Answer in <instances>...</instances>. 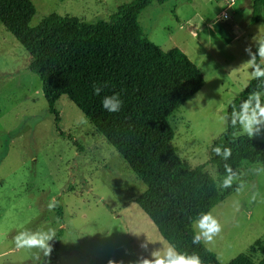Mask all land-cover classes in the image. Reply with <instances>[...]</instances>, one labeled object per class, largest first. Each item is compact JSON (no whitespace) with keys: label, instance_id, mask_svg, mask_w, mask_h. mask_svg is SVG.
I'll return each mask as SVG.
<instances>
[{"label":"rangeland","instance_id":"374dc122","mask_svg":"<svg viewBox=\"0 0 264 264\" xmlns=\"http://www.w3.org/2000/svg\"><path fill=\"white\" fill-rule=\"evenodd\" d=\"M32 1L37 12L31 25L37 26L52 13L109 20L134 0ZM223 11L229 18L221 19ZM139 22L151 41L166 51L179 47L205 76L202 90L171 115L170 123L176 152L192 167L206 164L223 197L210 211L223 230L206 246L222 264L248 254L258 241L264 249V172L253 171L264 167V160L245 162L239 193L238 181L227 189L219 186L225 176L209 162L214 143L228 128L222 117L253 79L245 48L256 52L264 21H253L252 0H235L233 6L223 0H155ZM30 61L0 21V264H33L36 250L16 249L14 237L24 229L49 227L56 234L64 229L59 264L150 259L169 243L136 203L146 185L67 95L57 102L56 121ZM253 139L264 142V134ZM53 200L63 207V222L48 208ZM263 257L264 250L253 254L257 262Z\"/></svg>","mask_w":264,"mask_h":264},{"label":"trees","instance_id":"16d2710c","mask_svg":"<svg viewBox=\"0 0 264 264\" xmlns=\"http://www.w3.org/2000/svg\"><path fill=\"white\" fill-rule=\"evenodd\" d=\"M154 1L134 0L109 20L87 22L52 13L32 26L37 12L32 0H0V21L30 54L29 70L41 80L56 121L60 120L57 102L67 95L146 185L136 203L163 238L177 251L197 254L202 264H222L203 241L192 243L195 221L223 199L217 182L206 164L190 166L171 144L175 130L170 117L202 90L205 76L182 49L166 51L148 38L139 16ZM252 18L264 21V0H252ZM257 62L264 67L259 58ZM94 84L102 88L99 95ZM258 84L261 80L252 79L231 102L227 115ZM114 94L122 106L109 112L102 101ZM217 146L231 148L232 156L223 160L213 151ZM211 153L209 162L220 176L226 175L225 163L239 175L245 162L264 160V142L239 134V127L228 123ZM56 204L63 222V207ZM63 234L62 228L56 234L51 264H59ZM258 250H264L260 241L228 264H264V257L259 262L253 258Z\"/></svg>","mask_w":264,"mask_h":264},{"label":"clouds","instance_id":"9594fccd","mask_svg":"<svg viewBox=\"0 0 264 264\" xmlns=\"http://www.w3.org/2000/svg\"><path fill=\"white\" fill-rule=\"evenodd\" d=\"M256 52H252L251 46L245 48V52L250 56V59L245 63L250 66V75L253 79L261 80V84L257 85V89L248 93L246 98L242 99L239 107H233L231 113L222 119L229 123L231 127H239L241 135H246L249 138L264 134V67L258 63L259 60H264V40L256 41ZM94 93L99 95L102 88L98 85H93ZM102 106L109 112H118L122 106V101L118 94L104 97ZM217 156L227 161L232 156V150L229 147L217 146L213 149ZM226 175L220 183V187L227 189L232 187L234 181H238L236 191L239 193L245 186V182L240 178L238 173L232 169L230 165H224ZM259 174L264 172V167H256L253 170ZM256 199L254 193L251 198ZM57 206L56 201L49 202V210H53ZM222 225L211 212L200 214L194 224V233L192 237L193 244L210 243L214 237L219 236L222 232ZM56 239V230L52 227L47 229H39L32 231L24 229L19 231L15 237L16 249L36 250L32 255L33 264H51L50 258L53 252V245L50 243ZM146 247V245H142ZM108 264H116L115 261L109 260ZM137 264H202L200 257L195 254L177 251L175 246L169 244L166 248L153 251L151 258L141 257Z\"/></svg>","mask_w":264,"mask_h":264},{"label":"built area","instance_id":"2783aa9c","mask_svg":"<svg viewBox=\"0 0 264 264\" xmlns=\"http://www.w3.org/2000/svg\"><path fill=\"white\" fill-rule=\"evenodd\" d=\"M228 6H233L235 4V0H223ZM228 13V12H227ZM225 11L223 12V18H229V13L227 14Z\"/></svg>","mask_w":264,"mask_h":264},{"label":"crops","instance_id":"0c3cea01","mask_svg":"<svg viewBox=\"0 0 264 264\" xmlns=\"http://www.w3.org/2000/svg\"><path fill=\"white\" fill-rule=\"evenodd\" d=\"M223 12H224V11H223ZM223 12H222V13H223ZM222 18H223V14H221V19H222Z\"/></svg>","mask_w":264,"mask_h":264}]
</instances>
